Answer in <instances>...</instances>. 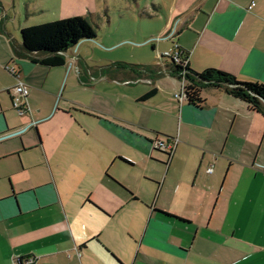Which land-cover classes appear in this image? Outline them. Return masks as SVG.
Masks as SVG:
<instances>
[{
  "label": "crops",
  "instance_id": "0c3cea01",
  "mask_svg": "<svg viewBox=\"0 0 264 264\" xmlns=\"http://www.w3.org/2000/svg\"><path fill=\"white\" fill-rule=\"evenodd\" d=\"M40 1L0 0V137L26 129L0 141V264H264V116L223 90L178 101L166 59L123 63L148 67L137 78L67 52L32 62L20 31L43 23ZM182 4L164 52L264 84V0Z\"/></svg>",
  "mask_w": 264,
  "mask_h": 264
},
{
  "label": "rangeland",
  "instance_id": "374dc122",
  "mask_svg": "<svg viewBox=\"0 0 264 264\" xmlns=\"http://www.w3.org/2000/svg\"><path fill=\"white\" fill-rule=\"evenodd\" d=\"M182 3L183 0H41L43 12L35 19L43 23L84 19L95 40L79 42L68 49L67 55L80 57L88 66L96 68L113 62L142 65L157 62L160 54L171 47L166 37L175 28Z\"/></svg>",
  "mask_w": 264,
  "mask_h": 264
},
{
  "label": "trees",
  "instance_id": "16d2710c",
  "mask_svg": "<svg viewBox=\"0 0 264 264\" xmlns=\"http://www.w3.org/2000/svg\"><path fill=\"white\" fill-rule=\"evenodd\" d=\"M20 39L24 57L47 67H59L65 64L63 54L68 49L79 42L95 40V35L84 19L73 17L24 28L20 31ZM169 66L171 75L184 84V101L188 105L201 108L204 104L201 91L223 90L243 102L248 110L264 116V84L240 82L215 69L196 73L187 64L182 66L170 62ZM147 68L114 63L106 66L105 70H129L132 77L137 78L141 75L140 71H148ZM135 70H139V73H135ZM154 94L155 90H152L139 101L144 102Z\"/></svg>",
  "mask_w": 264,
  "mask_h": 264
},
{
  "label": "built area",
  "instance_id": "2783aa9c",
  "mask_svg": "<svg viewBox=\"0 0 264 264\" xmlns=\"http://www.w3.org/2000/svg\"><path fill=\"white\" fill-rule=\"evenodd\" d=\"M175 33H176V30L173 28V30H171L168 33L167 38H172L173 36H175ZM183 56H184L183 52L175 44V45H173L171 50L163 52L162 54H160L159 58L160 59H166V60L174 63L175 65L185 66L187 64V61L185 60V58ZM6 71L11 75L16 76V73L12 68L7 67ZM90 80H93V79L91 78ZM9 93L11 96L12 108L17 113L22 115L25 112L23 104H24V101L29 94L28 86L17 79V82L15 83V85H13L9 89ZM174 98L177 99L178 101H181L182 99L184 100V84H183L181 92L179 94H175ZM152 148H153V150H157V151H161V152H165L167 154H170L173 150V145L166 142V141L155 139L152 142ZM207 172L210 173L211 168L207 169ZM32 263H33V260L29 257L20 258V259H17L13 262V264H32Z\"/></svg>",
  "mask_w": 264,
  "mask_h": 264
},
{
  "label": "water",
  "instance_id": "95a60500",
  "mask_svg": "<svg viewBox=\"0 0 264 264\" xmlns=\"http://www.w3.org/2000/svg\"><path fill=\"white\" fill-rule=\"evenodd\" d=\"M25 130H26V129H21L20 131H18V132H16V133H12V134L5 135V136H3V137H0V141H3V140L8 139V138H11V137H13V136H15V135H18V134H20V133H23Z\"/></svg>",
  "mask_w": 264,
  "mask_h": 264
}]
</instances>
